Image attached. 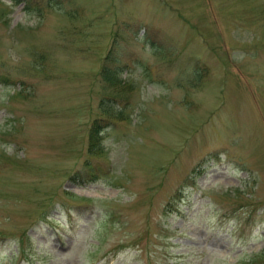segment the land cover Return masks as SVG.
Returning a JSON list of instances; mask_svg holds the SVG:
<instances>
[{
    "label": "rangeland",
    "instance_id": "rangeland-1",
    "mask_svg": "<svg viewBox=\"0 0 264 264\" xmlns=\"http://www.w3.org/2000/svg\"><path fill=\"white\" fill-rule=\"evenodd\" d=\"M0 264H264V0H0Z\"/></svg>",
    "mask_w": 264,
    "mask_h": 264
},
{
    "label": "trees",
    "instance_id": "trees-1",
    "mask_svg": "<svg viewBox=\"0 0 264 264\" xmlns=\"http://www.w3.org/2000/svg\"><path fill=\"white\" fill-rule=\"evenodd\" d=\"M14 1H16V0H14ZM113 99V98H112ZM123 100V99H122ZM114 114H116L117 116H119V118H120V112L119 111H116ZM113 114V115H114ZM112 117L113 116H101L100 118H99V121H100V123H103V124H105L106 122H108L109 120H111L112 119ZM97 128H98V126H97ZM95 131H96V129H95Z\"/></svg>",
    "mask_w": 264,
    "mask_h": 264
}]
</instances>
